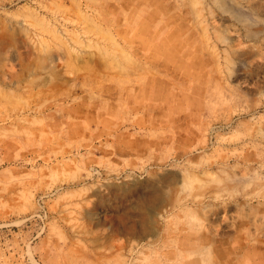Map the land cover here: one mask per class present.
Masks as SVG:
<instances>
[{
    "label": "rangeland",
    "instance_id": "obj_1",
    "mask_svg": "<svg viewBox=\"0 0 264 264\" xmlns=\"http://www.w3.org/2000/svg\"><path fill=\"white\" fill-rule=\"evenodd\" d=\"M0 264H264V0H0Z\"/></svg>",
    "mask_w": 264,
    "mask_h": 264
}]
</instances>
